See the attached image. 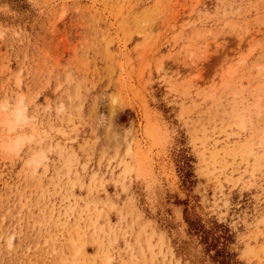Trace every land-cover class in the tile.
Returning a JSON list of instances; mask_svg holds the SVG:
<instances>
[{
    "label": "rangeland",
    "instance_id": "obj_1",
    "mask_svg": "<svg viewBox=\"0 0 264 264\" xmlns=\"http://www.w3.org/2000/svg\"><path fill=\"white\" fill-rule=\"evenodd\" d=\"M0 264H264V0H0Z\"/></svg>",
    "mask_w": 264,
    "mask_h": 264
}]
</instances>
